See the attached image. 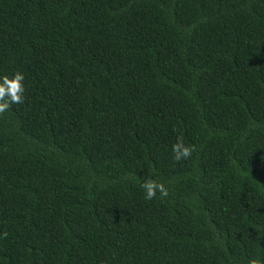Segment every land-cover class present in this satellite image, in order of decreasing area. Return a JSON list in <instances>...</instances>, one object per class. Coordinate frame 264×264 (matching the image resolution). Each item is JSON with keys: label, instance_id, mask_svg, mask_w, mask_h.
<instances>
[{"label": "trees", "instance_id": "16d2710c", "mask_svg": "<svg viewBox=\"0 0 264 264\" xmlns=\"http://www.w3.org/2000/svg\"><path fill=\"white\" fill-rule=\"evenodd\" d=\"M17 71L0 264H264V0H0Z\"/></svg>", "mask_w": 264, "mask_h": 264}, {"label": "clouds", "instance_id": "9594fccd", "mask_svg": "<svg viewBox=\"0 0 264 264\" xmlns=\"http://www.w3.org/2000/svg\"><path fill=\"white\" fill-rule=\"evenodd\" d=\"M25 75L22 72H14L11 76L0 75V114H3L14 104H22L24 102L25 93ZM172 159L174 162L188 160L195 152V147L186 144L182 138H177L176 142L171 146ZM141 181L140 187L144 191V199L152 200L153 198L167 197L168 190L165 183L154 178L153 173ZM6 235V234H5Z\"/></svg>", "mask_w": 264, "mask_h": 264}]
</instances>
